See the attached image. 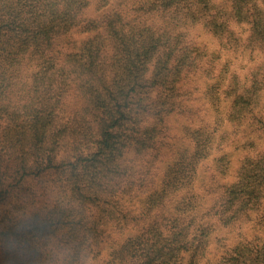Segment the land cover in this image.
I'll return each mask as SVG.
<instances>
[{"label":"trees","instance_id":"trees-1","mask_svg":"<svg viewBox=\"0 0 264 264\" xmlns=\"http://www.w3.org/2000/svg\"><path fill=\"white\" fill-rule=\"evenodd\" d=\"M230 1L232 19L214 0H131L127 15L110 10L96 16L93 0H0V207L44 177L78 203L35 215L19 236L5 232L11 223L0 211V264H58V254L47 261L42 251L58 235L52 224L58 218L68 221L62 244L70 264L101 252L107 240L101 226L110 221L141 226L111 252L110 264H208L210 220L232 227L262 205L264 152L244 157L239 179L203 211L189 189L209 141L180 154L160 188L152 179L170 119L189 98L188 80L215 75L208 47L178 26L200 25L226 47L264 54V0ZM135 15L168 18L173 25L138 23ZM230 20L248 27L246 38ZM64 41H70L67 48ZM255 71L246 80L231 74L214 98L228 103L232 125L264 134V69ZM71 97L83 105L66 120L61 112ZM130 155L149 167L136 169ZM141 193L148 194L145 211L124 210L123 199ZM175 197L176 206L168 208ZM44 234L43 248L25 247ZM216 264H264V245H235Z\"/></svg>","mask_w":264,"mask_h":264},{"label":"rangeland","instance_id":"rangeland-1","mask_svg":"<svg viewBox=\"0 0 264 264\" xmlns=\"http://www.w3.org/2000/svg\"><path fill=\"white\" fill-rule=\"evenodd\" d=\"M131 0H93V15L115 10L123 13L129 12L128 6ZM134 1V0H132ZM138 1V0H135ZM215 4L223 5L227 17L232 19V6L230 0H214ZM92 15V16H93ZM130 16L131 13H129ZM137 16V15H135ZM232 26L247 37L248 27L239 25L230 20ZM136 22H147L158 25H173L168 18H147L137 16ZM182 26V27H180ZM179 30L186 32L191 39L199 44L207 46L210 52L207 65H213L215 75L210 78L205 73L190 77L187 82L186 90L188 98L183 106V112L173 116L169 122L168 143L165 147L164 156L158 160L153 167L155 187H161V183L168 169L175 165L176 159L180 154L194 153V149L199 145L209 141L208 157L203 160L199 169L195 184L190 192L196 201L201 202V210L208 209L210 205L221 195L224 186L233 183L239 179V171L242 166V160L247 156H258L264 152V134L263 132H252V128L236 127L228 122V103L224 100L215 101L216 94L221 92L227 86L231 74L237 72L243 79H248L256 72L255 68L262 66L264 69V54L259 52H250L243 49L226 47L215 37L209 34L202 26H191L190 24L179 25ZM86 35H74L78 41L85 39ZM70 41H64L62 46L67 48ZM82 100L71 97L67 107L61 112V116L68 120L73 112L81 109ZM261 106L264 113V95L261 99ZM255 129L257 127H254ZM129 162L138 170H146L149 167L147 161H136L132 155L129 156ZM226 173V174H225ZM182 193V192H181ZM147 193H141L138 196H128L123 199L124 210H131L134 213H143L147 207ZM169 202L168 208L176 206L177 201ZM76 204L71 198L69 192L59 187L49 177L41 180L29 181L27 185L15 194L14 198L8 199L0 207L1 216L7 217L10 221V227L5 232H11L19 236L18 231H22L27 225H30L35 215L43 216L53 211H69ZM82 210L74 212L68 219H74L73 215H80ZM91 216V214H89ZM94 220V216H92ZM87 221H89L87 219ZM68 221L64 218H58L52 221V224L58 230V235L51 238L48 246L42 251L46 260L54 253L60 256L58 264H70L71 260L64 253L62 244V235ZM213 225L208 264H216L226 250L241 243H252L255 245H264V197L262 205L252 212L250 218L245 219L232 227H225L215 220H210ZM65 225H62V224ZM101 229L106 242L100 253H91L84 264H110L111 252L121 246L131 236H136L139 227H124L115 223L105 222ZM70 231L71 228L67 229ZM36 233V232H35ZM12 237V236H11ZM47 234L36 236L25 247L37 246L43 248L47 243ZM15 240V239H13ZM17 244V243H16ZM16 248V247H15ZM95 252V248L92 250ZM98 254V255H97ZM206 264V263H204Z\"/></svg>","mask_w":264,"mask_h":264}]
</instances>
